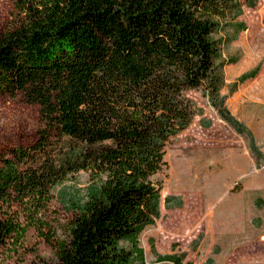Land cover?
I'll list each match as a JSON object with an SVG mask.
<instances>
[{"label":"trees","instance_id":"trees-1","mask_svg":"<svg viewBox=\"0 0 264 264\" xmlns=\"http://www.w3.org/2000/svg\"><path fill=\"white\" fill-rule=\"evenodd\" d=\"M240 11V0H41L0 31V96L36 104L41 122L31 145L0 155V247L20 244L52 189L83 171L99 189L66 238L45 236L56 264H128L119 243L158 215L166 145L201 113L192 89L261 157L221 95L215 36Z\"/></svg>","mask_w":264,"mask_h":264},{"label":"rangeland","instance_id":"rangeland-1","mask_svg":"<svg viewBox=\"0 0 264 264\" xmlns=\"http://www.w3.org/2000/svg\"><path fill=\"white\" fill-rule=\"evenodd\" d=\"M240 2L237 17L215 36L221 95L261 157L202 91H188L201 113L166 145V165L152 177L160 185L158 215L119 243L128 264H264V0ZM30 6L40 8L41 0H0V31L18 25ZM40 126L36 104L0 96V155L31 145ZM98 189L83 171L57 184L39 224L27 226L20 244L0 247V264H56L51 242L66 238L70 216Z\"/></svg>","mask_w":264,"mask_h":264}]
</instances>
